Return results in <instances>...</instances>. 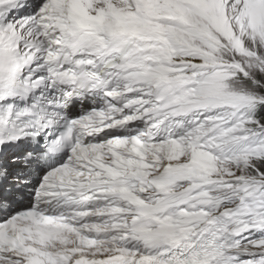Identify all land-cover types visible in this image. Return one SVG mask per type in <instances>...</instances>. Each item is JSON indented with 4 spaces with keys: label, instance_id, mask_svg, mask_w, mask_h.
I'll return each instance as SVG.
<instances>
[{
    "label": "snow or ice",
    "instance_id": "obj_1",
    "mask_svg": "<svg viewBox=\"0 0 264 264\" xmlns=\"http://www.w3.org/2000/svg\"><path fill=\"white\" fill-rule=\"evenodd\" d=\"M0 264H264V0H0Z\"/></svg>",
    "mask_w": 264,
    "mask_h": 264
}]
</instances>
